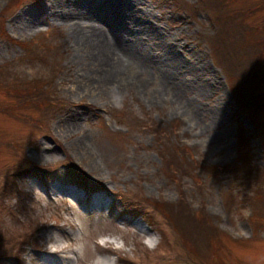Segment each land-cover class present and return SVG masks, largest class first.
<instances>
[{
	"label": "rangeland",
	"instance_id": "rangeland-1",
	"mask_svg": "<svg viewBox=\"0 0 264 264\" xmlns=\"http://www.w3.org/2000/svg\"><path fill=\"white\" fill-rule=\"evenodd\" d=\"M79 26L149 56L108 78ZM234 40L264 67V0H0V264H264V81L243 106Z\"/></svg>",
	"mask_w": 264,
	"mask_h": 264
},
{
	"label": "trees",
	"instance_id": "trees-1",
	"mask_svg": "<svg viewBox=\"0 0 264 264\" xmlns=\"http://www.w3.org/2000/svg\"><path fill=\"white\" fill-rule=\"evenodd\" d=\"M226 24V23H225ZM241 23H239L240 25ZM238 24L235 25L232 30L229 33H232V31H235V28L239 26ZM237 43L236 40L232 43L230 46V59L228 63V67L236 69L235 72H238V74H233V71H231L229 68L224 66V70L226 72L227 78L229 82L231 83V90L233 91L234 95L239 99H243V106H247L246 100L249 101H255L258 100L256 95L260 96V86L262 82L264 81V67L262 66V59H261V51L258 53V48L255 44L252 42L244 41ZM231 164V165H230ZM227 164V166H224L225 169H234V170H241L248 174L249 167L244 166V159L242 157L237 158V162L234 164L230 163ZM238 164V165H237ZM217 167V165H212ZM229 166V167H228ZM222 167L218 165V168ZM180 197L184 199L183 195L180 194ZM155 208V207H154ZM160 212V211H159ZM187 212V211H186ZM183 213V215L187 216L186 220L191 222L192 224L195 222L197 224L202 225V222L205 221L204 216H200L199 218H196V220H193L192 217H189L190 215L187 213ZM163 217H165L171 225L175 229V226L173 223V220L171 218V214L168 213V210L165 211L164 208H162L161 212ZM169 214V215H168ZM206 224V222H205ZM206 227V226H205ZM208 228V227H207ZM208 232H210V229L208 228ZM207 232V233H208Z\"/></svg>",
	"mask_w": 264,
	"mask_h": 264
},
{
	"label": "bare ground",
	"instance_id": "bare-ground-1",
	"mask_svg": "<svg viewBox=\"0 0 264 264\" xmlns=\"http://www.w3.org/2000/svg\"><path fill=\"white\" fill-rule=\"evenodd\" d=\"M110 21L111 20H109L108 22ZM76 32H77V35L80 36L79 39L91 41L92 44L94 45L93 48H97L98 51H100L101 53H106L107 58H104V57L101 58L103 61V62L101 61V65L104 66L101 69L103 70L104 73L108 74V76H106L108 78H110L109 76H113L114 78H116L118 75H121L120 72L123 69L130 68L132 63L134 62L138 63V60L141 61L145 59L147 56H149V52L147 51L145 47L143 48V46L141 45L132 46L130 44H127V42L120 43V44L118 43V47H116L117 49H115V51H112L113 54L110 53L105 47L106 45L104 44L106 42L105 40L106 36L104 38L103 29L79 26ZM107 32H110L111 36L116 38L117 35L113 34V29L111 27L108 28ZM111 42H115V40L110 39V43ZM116 42L118 41L116 40ZM53 185H55L56 188H59L60 191L65 190L68 193H70L69 192L70 190L73 191L77 196H79V199H81L80 197H82L83 199H87L89 201L88 203L93 202V201L98 202L99 200L101 201V199L95 196L94 194L91 195V197L89 195H84L83 188L80 189L76 185L66 184V183L62 185L55 183ZM140 230H145L144 226H141ZM68 242L69 243L66 245V250H72V249L76 250L77 249V245H78L77 238L70 236ZM62 260L57 259V258L56 259L51 258L49 260H42L40 264H71L70 258H67L65 261H62ZM105 262L106 264H110L108 260H105Z\"/></svg>",
	"mask_w": 264,
	"mask_h": 264
},
{
	"label": "clouds",
	"instance_id": "clouds-1",
	"mask_svg": "<svg viewBox=\"0 0 264 264\" xmlns=\"http://www.w3.org/2000/svg\"><path fill=\"white\" fill-rule=\"evenodd\" d=\"M114 101H116V106L121 107L119 101L121 97L118 94H115L113 97ZM144 243L146 246L150 248H154L159 243V238L155 234H149L146 236ZM92 264H106L105 260L102 257H97L95 260L92 261Z\"/></svg>",
	"mask_w": 264,
	"mask_h": 264
}]
</instances>
